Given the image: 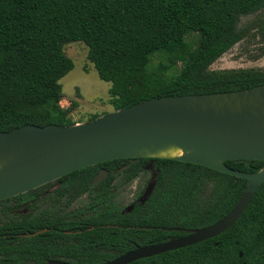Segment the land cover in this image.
I'll return each instance as SVG.
<instances>
[{
    "label": "trees",
    "instance_id": "obj_1",
    "mask_svg": "<svg viewBox=\"0 0 264 264\" xmlns=\"http://www.w3.org/2000/svg\"><path fill=\"white\" fill-rule=\"evenodd\" d=\"M191 34L197 35L195 44L187 41ZM248 37L260 43L254 58L264 56V0H0V132L23 125L76 124L71 107L61 106L59 81L73 69L63 50L65 44L87 46V59L98 78L110 84L109 104L117 111L160 97L230 92L264 84V73L259 70L208 71ZM154 56L160 60L150 68ZM97 118L93 115L88 122ZM116 161L72 172L1 200L0 264L104 263L86 256L93 254L94 243L107 240L106 235L98 238L88 231L70 240L61 233L70 230L68 223L59 221L58 226L55 220L45 223L25 215L27 197L54 185L56 190L78 194L96 191L85 209L97 210V216L85 221L123 222L124 253L136 245L184 235L179 229L214 224L230 212L246 186L245 179L190 163L125 160L124 181L152 162L156 182L146 202L136 203L122 216L111 200L116 187L108 183ZM225 165L255 173L264 162L230 160ZM102 167L109 176L91 185ZM44 227L47 232L31 235ZM129 264H264V182L241 217L223 233Z\"/></svg>",
    "mask_w": 264,
    "mask_h": 264
},
{
    "label": "water",
    "instance_id": "obj_2",
    "mask_svg": "<svg viewBox=\"0 0 264 264\" xmlns=\"http://www.w3.org/2000/svg\"><path fill=\"white\" fill-rule=\"evenodd\" d=\"M181 151L180 156L171 153ZM169 159L245 179L237 203L222 219L186 235L136 246L104 264H129L195 245L229 229L264 182L233 170L230 160L264 162V84L220 93L166 96L72 126L23 125L0 132V201L27 193L72 172L119 159ZM98 175L94 183L103 178ZM155 184L152 177L142 199ZM141 199V200H142ZM48 264H71L48 261Z\"/></svg>",
    "mask_w": 264,
    "mask_h": 264
},
{
    "label": "rangeland",
    "instance_id": "obj_3",
    "mask_svg": "<svg viewBox=\"0 0 264 264\" xmlns=\"http://www.w3.org/2000/svg\"><path fill=\"white\" fill-rule=\"evenodd\" d=\"M247 20L249 18L243 19V22H247ZM187 41L195 44L197 35H189ZM259 47L260 43L257 38H245L216 60L208 71L219 73L254 69L264 73V56L258 59L254 58ZM63 50L73 62V69L59 81L63 94L61 100L63 109L71 107L70 116L76 124L88 122L93 115L102 117L105 113L113 112V108L109 104L110 84L98 78L93 65L87 59V46L82 42H71L65 44ZM159 60L158 56L152 57L150 68L155 66ZM72 103H75V106L72 107ZM148 181L149 174L144 172L133 182L119 188L115 203L120 207L128 206ZM0 218H2V214H0Z\"/></svg>",
    "mask_w": 264,
    "mask_h": 264
},
{
    "label": "flooded vegetation",
    "instance_id": "obj_4",
    "mask_svg": "<svg viewBox=\"0 0 264 264\" xmlns=\"http://www.w3.org/2000/svg\"><path fill=\"white\" fill-rule=\"evenodd\" d=\"M125 160L136 161L137 159H119V161L114 162L111 165V168L115 169L116 171H113L112 173L113 178L108 182L110 183L111 187H116V189L114 190L115 193L114 197L111 200L114 202L116 208L119 210V213L122 216L126 213H130L136 203H140V204L145 203L146 200L151 195L154 187L148 196H146L143 199L142 196L144 195L145 190L148 184L151 182L153 176L155 177V182H156V171H154L152 162L146 163L142 167V170L137 175H135L131 180L124 181V168L126 167ZM144 172H147L149 174V181L141 189L139 195H137L136 198L126 207H120L119 205H117L115 203V197L118 189L123 188L124 186L133 182L138 176H140ZM102 173H105L103 178L98 182L94 183V180L98 177V175ZM108 176H109V171L105 167L100 168L98 170V173L91 181V185H96L97 183L101 182L103 179L107 178ZM56 187L57 185H54L48 189H44L43 191L40 192L38 196H35L36 193L34 192L30 194L29 197H27L26 208L24 210V213L29 220L41 218L45 221V223L47 221L55 220L58 222L57 223L58 226H60L59 221L66 222L71 226V228L70 230L61 231V233L70 236V240H73V238L75 239L77 235H81L84 232H88V231H93L94 232L93 236H97L98 238H101V236L106 235L107 240L94 243L93 244L94 249L92 250L93 254H91L90 256L87 255L86 258L95 259L107 263L121 257L126 253V252L124 253V223L123 222L106 223V224L101 222H96L98 224H94L85 221L86 219L97 216V210L90 208L85 209V207L91 202L92 198L96 194V191L90 189V190H85L82 193L78 194V193H74L71 190L70 191L56 190ZM81 220H83L84 222H82ZM103 227L110 230L107 232H103L101 230V228ZM182 230H188V229H179L178 231L184 234L179 237L186 235ZM47 231L48 228L44 227L31 235H34L36 233L47 232ZM110 236L115 237L116 240L112 241L110 239ZM134 245L136 244L134 243ZM136 246H134V248ZM53 261H60V260H53Z\"/></svg>",
    "mask_w": 264,
    "mask_h": 264
},
{
    "label": "bare ground",
    "instance_id": "obj_5",
    "mask_svg": "<svg viewBox=\"0 0 264 264\" xmlns=\"http://www.w3.org/2000/svg\"><path fill=\"white\" fill-rule=\"evenodd\" d=\"M181 154H182L181 151H175L171 153L172 156H180Z\"/></svg>",
    "mask_w": 264,
    "mask_h": 264
}]
</instances>
